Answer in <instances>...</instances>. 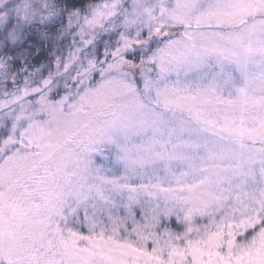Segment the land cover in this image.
<instances>
[{
  "label": "snow or ice",
  "instance_id": "1",
  "mask_svg": "<svg viewBox=\"0 0 264 264\" xmlns=\"http://www.w3.org/2000/svg\"><path fill=\"white\" fill-rule=\"evenodd\" d=\"M16 12L64 35L51 0ZM68 25L47 76L0 60V264H264V0H96Z\"/></svg>",
  "mask_w": 264,
  "mask_h": 264
},
{
  "label": "rangeland",
  "instance_id": "2",
  "mask_svg": "<svg viewBox=\"0 0 264 264\" xmlns=\"http://www.w3.org/2000/svg\"><path fill=\"white\" fill-rule=\"evenodd\" d=\"M36 2L38 0H34V4ZM51 2L53 7L57 9V15L53 18L56 21V27L59 32H64V35L59 37L61 39L59 45L63 44V53L67 55L69 46L74 39L73 28L68 25L71 14L73 12H79L81 16L87 14L89 9L95 5L96 0H90L84 3L82 7L68 12L62 0H51ZM21 3L22 0H8L0 7V15L7 17L5 24L11 25L7 31L12 33V35H0V60H3L9 71L20 77L21 80L28 75L47 76L50 71L55 70V59L60 55L61 49L56 45L52 50H48L47 29L38 18L33 20L31 24L21 23L16 12ZM61 17H63L62 20ZM33 24H40V28L36 32L32 30ZM66 28L68 29L67 32H65ZM3 32H5V28L0 26V33ZM32 38H35L36 43ZM106 38L104 34L100 36L98 43L101 44V47L102 41ZM40 40H43L42 46L39 43ZM5 47L23 48V55L14 56L11 52H5Z\"/></svg>",
  "mask_w": 264,
  "mask_h": 264
},
{
  "label": "trees",
  "instance_id": "3",
  "mask_svg": "<svg viewBox=\"0 0 264 264\" xmlns=\"http://www.w3.org/2000/svg\"><path fill=\"white\" fill-rule=\"evenodd\" d=\"M82 2V4H81V2ZM88 1H90V0H62V2H64V4H65V6H66V11L68 12V11H70V10H72V9H76V8H78V7H82V5L84 4V3H86V2H88ZM75 5V7H71V5ZM60 40L61 39H58V41H57V44L56 45H59V43H60ZM47 45H48V50H52L53 48H55V46L56 45H52L51 46V48L49 47V41L47 42Z\"/></svg>",
  "mask_w": 264,
  "mask_h": 264
},
{
  "label": "clouds",
  "instance_id": "4",
  "mask_svg": "<svg viewBox=\"0 0 264 264\" xmlns=\"http://www.w3.org/2000/svg\"><path fill=\"white\" fill-rule=\"evenodd\" d=\"M7 2H8V0H0V7H2Z\"/></svg>",
  "mask_w": 264,
  "mask_h": 264
}]
</instances>
